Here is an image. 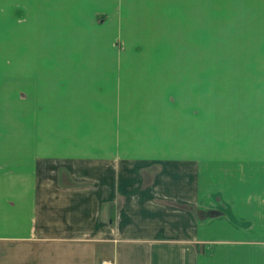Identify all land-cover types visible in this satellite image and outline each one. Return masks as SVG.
Instances as JSON below:
<instances>
[{"label":"crops","instance_id":"obj_1","mask_svg":"<svg viewBox=\"0 0 264 264\" xmlns=\"http://www.w3.org/2000/svg\"><path fill=\"white\" fill-rule=\"evenodd\" d=\"M136 1L5 0L26 17L0 29V264H264V85L252 100L189 90L171 132L137 111L102 117L100 132L82 118L52 132V83L61 108L83 91L64 78L106 76L76 53L93 15ZM154 4L163 16L260 14L264 57V0Z\"/></svg>","mask_w":264,"mask_h":264},{"label":"rangeland","instance_id":"obj_2","mask_svg":"<svg viewBox=\"0 0 264 264\" xmlns=\"http://www.w3.org/2000/svg\"><path fill=\"white\" fill-rule=\"evenodd\" d=\"M144 3L147 7L141 6ZM154 5V0H140L131 12H123L118 6L120 10L116 13L105 10L93 15L95 32L91 35L85 29L84 43L76 53L83 54L81 63H94V70L106 72V76L64 78L72 80L73 86L79 84L78 88L83 91L69 93L61 108L57 107L59 100L65 98L53 93L57 83H52L53 133L59 131L56 123L60 119H88L91 126L86 128L100 132L107 128L102 124V117L134 111L149 117L153 126L161 119L165 131L171 132V124L172 131L177 129L174 120L185 118L189 90L196 94V100L209 101L252 100L253 96L262 94L257 89L264 85V74L260 71L264 69L263 46L258 44L260 14L211 12L163 16L155 12ZM25 17L23 9L0 0V29L9 32L12 22L23 21ZM63 37L69 44L70 36ZM75 37L81 38V35ZM62 47L63 53L70 50L65 45ZM188 64L190 72L196 75L185 74ZM200 68L210 69L208 74L200 76L197 75ZM93 80L110 86H103L104 92L93 93V85L88 86ZM98 89H102L101 84L94 88ZM125 106L133 109H123ZM169 144L164 142L165 147Z\"/></svg>","mask_w":264,"mask_h":264},{"label":"built area","instance_id":"obj_3","mask_svg":"<svg viewBox=\"0 0 264 264\" xmlns=\"http://www.w3.org/2000/svg\"><path fill=\"white\" fill-rule=\"evenodd\" d=\"M103 264H110L109 262H104Z\"/></svg>","mask_w":264,"mask_h":264}]
</instances>
